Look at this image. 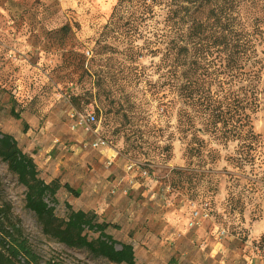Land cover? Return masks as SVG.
I'll return each instance as SVG.
<instances>
[{
    "label": "rangeland",
    "instance_id": "rangeland-1",
    "mask_svg": "<svg viewBox=\"0 0 264 264\" xmlns=\"http://www.w3.org/2000/svg\"><path fill=\"white\" fill-rule=\"evenodd\" d=\"M117 2L0 0V130L30 148L46 181L57 176L80 190L58 192L60 218L66 203L99 210L100 221L118 225L108 231L133 244L136 264H264V91L253 115L262 138L254 165L230 159L236 143L211 139L205 149L218 151L217 160L187 159L189 138L178 130L160 56L132 59L127 45L133 35L136 45L145 34L156 41L165 10L139 37L127 20L106 27ZM200 164L212 174L197 172ZM187 167L196 171L176 174ZM0 179L1 198L43 262L114 264L44 234L1 159ZM203 210L209 217L190 229L193 212Z\"/></svg>",
    "mask_w": 264,
    "mask_h": 264
},
{
    "label": "trees",
    "instance_id": "trees-1",
    "mask_svg": "<svg viewBox=\"0 0 264 264\" xmlns=\"http://www.w3.org/2000/svg\"><path fill=\"white\" fill-rule=\"evenodd\" d=\"M163 10L165 27L154 41L141 29ZM122 20H127L133 33L144 35L142 45L135 44V35L128 38L132 59L138 53L160 56L159 68L166 70L162 77L168 74L174 93L171 103L176 108L178 130L189 138L187 159L197 158L201 164L207 158L217 160L218 151L205 149L211 139L224 146L236 143L237 155L230 159L240 166L254 165L256 150L262 145L253 115L260 108L264 91V0H118L106 27L115 28ZM0 159L25 187L26 207L36 215L44 234L94 258L136 264L133 244L108 231L118 225L100 221L94 211L75 210L70 203H66L68 216L60 218L56 213L58 192L65 188L79 197L80 190L62 183L59 177L46 181L34 157L14 135L2 130ZM201 164L197 172L212 174L211 168ZM195 171L187 167L175 172ZM1 184L0 179V189ZM90 233L97 237L89 238ZM0 264H55L43 262L35 252L1 195Z\"/></svg>",
    "mask_w": 264,
    "mask_h": 264
},
{
    "label": "built area",
    "instance_id": "built-area-1",
    "mask_svg": "<svg viewBox=\"0 0 264 264\" xmlns=\"http://www.w3.org/2000/svg\"><path fill=\"white\" fill-rule=\"evenodd\" d=\"M100 144L101 145H104L105 143L103 141H101ZM96 145H99V144H96ZM131 169H132V164H130L128 166V170H131ZM144 173L146 174V172H144ZM208 217H209V215H208L207 212H205V210H203L202 212L195 211V212H193L192 217H191L190 221L188 222V227L190 229H193V228H195L199 224L198 221L200 219H202V218H208ZM225 234H226V231L224 229H222L221 232L219 233V236H223ZM194 240H196V238L195 239L192 238L191 239V242L192 243H196ZM204 246L205 245L203 243H200V247L201 248H204Z\"/></svg>",
    "mask_w": 264,
    "mask_h": 264
},
{
    "label": "crops",
    "instance_id": "crops-1",
    "mask_svg": "<svg viewBox=\"0 0 264 264\" xmlns=\"http://www.w3.org/2000/svg\"><path fill=\"white\" fill-rule=\"evenodd\" d=\"M20 145H21V147L24 149V151L30 153V154L34 157L35 162L37 163V165H39V164H38V161H37V159H36V157L34 156L33 153H31L30 148H29V147H25V146H23V144H21V143H20ZM48 165L53 166L54 163H49V162H48ZM38 168H39V170H41V167H40V166H39ZM53 177H57V176H53ZM51 179H52V178H51ZM81 209L86 211V209H84V208H81ZM115 211H116V210H115L114 207H112V208L110 209V212H115ZM96 212H99V210H96ZM107 214H108V213H107Z\"/></svg>",
    "mask_w": 264,
    "mask_h": 264
}]
</instances>
